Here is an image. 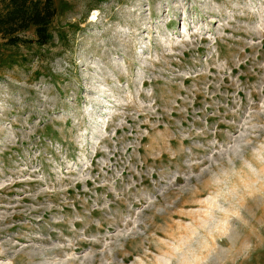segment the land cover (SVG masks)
<instances>
[{
    "label": "rangeland",
    "instance_id": "obj_1",
    "mask_svg": "<svg viewBox=\"0 0 264 264\" xmlns=\"http://www.w3.org/2000/svg\"><path fill=\"white\" fill-rule=\"evenodd\" d=\"M52 1L0 33V264H264V0Z\"/></svg>",
    "mask_w": 264,
    "mask_h": 264
},
{
    "label": "trees",
    "instance_id": "obj_2",
    "mask_svg": "<svg viewBox=\"0 0 264 264\" xmlns=\"http://www.w3.org/2000/svg\"><path fill=\"white\" fill-rule=\"evenodd\" d=\"M57 15L52 0H5V10L0 14V33L8 38V45H48L53 36L51 24ZM34 28L35 39L24 40L20 34Z\"/></svg>",
    "mask_w": 264,
    "mask_h": 264
},
{
    "label": "bare ground",
    "instance_id": "obj_3",
    "mask_svg": "<svg viewBox=\"0 0 264 264\" xmlns=\"http://www.w3.org/2000/svg\"><path fill=\"white\" fill-rule=\"evenodd\" d=\"M223 224H225V223H223ZM217 227H224V225H222V224H219ZM216 228V227H215ZM222 229V228H221ZM224 229V228H223ZM181 259V258H180ZM184 259V258H183ZM182 260V259H181ZM183 261V260H182ZM184 261H186L185 259H184ZM188 261H186V263H187ZM184 263V262H183Z\"/></svg>",
    "mask_w": 264,
    "mask_h": 264
}]
</instances>
